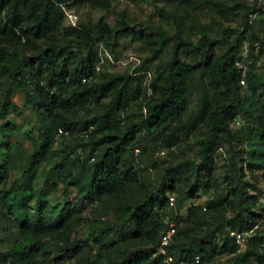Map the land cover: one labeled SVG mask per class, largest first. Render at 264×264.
Here are the masks:
<instances>
[{"label":"trees","instance_id":"obj_1","mask_svg":"<svg viewBox=\"0 0 264 264\" xmlns=\"http://www.w3.org/2000/svg\"><path fill=\"white\" fill-rule=\"evenodd\" d=\"M132 1L153 5L156 21L65 25L66 9L108 11L110 0H0V264H163L166 220L176 261L264 264V0ZM211 11L217 34L200 20ZM121 39L144 57L110 71L100 49L116 61ZM13 87L37 118L27 147L11 141ZM223 147L222 193L181 217L213 188Z\"/></svg>","mask_w":264,"mask_h":264},{"label":"rangeland","instance_id":"obj_2","mask_svg":"<svg viewBox=\"0 0 264 264\" xmlns=\"http://www.w3.org/2000/svg\"><path fill=\"white\" fill-rule=\"evenodd\" d=\"M111 2V8L108 11H101L95 8L90 7H81V8H73L70 10L66 9V15H65V25H73L77 22L82 23H88V24H94L97 22L99 18H102L108 25L113 26L116 22V19L119 17L121 13H125L128 16V20L130 24H139V25H146L150 24L151 20L156 21L157 18L153 15L154 8L151 4H140V3H134L132 0H110ZM201 22L203 24H209L213 27V33L217 34L219 31V17L216 13L210 12V15L208 16H201L200 18ZM228 26L231 29H238L236 27V23H228ZM225 27V26H224ZM260 31L261 37L264 39V28H261ZM213 34V35H214ZM117 50H116V57L117 60L115 61L113 58L109 56V63L111 61H114L113 66H109L105 64V67L108 68L110 71H122L126 69L129 66H133L137 64L142 57H144L143 52L138 48V45L136 43L131 42L129 39H121L118 42ZM246 47V45H244ZM101 56H106L101 49H100ZM245 51L242 54V57H244ZM139 60V61H138ZM240 67L242 69H245L244 64H240ZM242 87H244L243 82H241ZM13 97L12 101L15 105L19 107V112L15 116L9 117V122H11L14 126V132L11 136V141L13 142H19L23 143L25 147H27L29 144L27 142L28 135L30 133L34 132V129L37 126V118L35 114L28 109L27 106L24 105V92L17 89L16 87H13ZM238 120V119H237ZM1 123V122H0ZM240 125H242V121H235V123L231 124V127L236 129ZM2 140H0L1 143ZM13 150H11L12 153ZM165 152V151H164ZM163 152V153H164ZM15 154V153H12ZM194 155V152H190L189 156ZM163 156V155H161ZM15 157V155H14ZM229 151L227 147L219 148L216 150L214 156H213V172H212V181L215 183L213 185V188H211L209 191L203 192L199 191L195 195V198L193 199H187L184 202L183 208L180 210V216L185 217L187 213L188 207H201L202 210L204 207H207V202L213 197L215 198L217 195H220L222 193L223 188V173L227 169V166L229 164ZM238 165L241 166L240 160L237 161ZM18 167H20V163L17 162ZM20 176V172H12L10 173L9 181H8V187L11 189V182L18 178ZM249 177V176H248ZM151 178L155 181L156 180V173L153 172ZM258 181V191L256 195L258 196V200L262 207L257 209V212L260 213L261 209L264 207V170L258 172L257 176ZM174 196L176 193H172ZM109 218L113 221L115 220H121L123 216L121 213H115L112 212L109 215ZM261 229H264V219H260ZM78 234L83 236L82 230H77ZM236 239H238V236L241 235L239 231L233 232ZM245 237V236H244ZM241 244H244L243 235L241 236Z\"/></svg>","mask_w":264,"mask_h":264},{"label":"built area","instance_id":"obj_3","mask_svg":"<svg viewBox=\"0 0 264 264\" xmlns=\"http://www.w3.org/2000/svg\"><path fill=\"white\" fill-rule=\"evenodd\" d=\"M248 2H261V0H247ZM74 25V24H73ZM107 58L109 59V56L107 54ZM109 62V60H108ZM103 61H100L95 66V71L99 72L102 69ZM111 66L114 65V61H111ZM85 80L83 79L82 82ZM59 134H62L63 132L61 130H58ZM66 134V133H64ZM168 209H171L175 206V197L173 195L168 196V202H167ZM203 211H205V207L203 208ZM167 229L161 234L160 236V242L159 246L157 248V255L162 257L163 264H215L214 261L202 259L200 256L193 257L190 261H176L171 255L168 254L167 248L170 245L173 236L175 234V224L173 221H167ZM241 236H238L237 243L241 244Z\"/></svg>","mask_w":264,"mask_h":264}]
</instances>
